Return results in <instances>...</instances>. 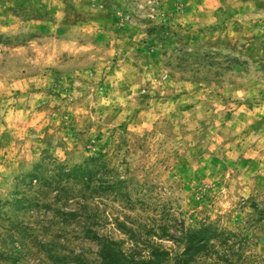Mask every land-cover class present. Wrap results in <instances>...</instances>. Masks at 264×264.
Listing matches in <instances>:
<instances>
[{
    "label": "rangeland",
    "instance_id": "rangeland-1",
    "mask_svg": "<svg viewBox=\"0 0 264 264\" xmlns=\"http://www.w3.org/2000/svg\"><path fill=\"white\" fill-rule=\"evenodd\" d=\"M107 250L264 264V0H0V264Z\"/></svg>",
    "mask_w": 264,
    "mask_h": 264
},
{
    "label": "trees",
    "instance_id": "trees-1",
    "mask_svg": "<svg viewBox=\"0 0 264 264\" xmlns=\"http://www.w3.org/2000/svg\"><path fill=\"white\" fill-rule=\"evenodd\" d=\"M196 237L197 236L193 235V236H190L188 238L189 241L187 242V245L185 246V249H184L183 253H188L192 249V247L194 248L195 243L198 244V245H201L199 243L200 241H203V243H204L208 239L207 236H205V235H200V237H199L200 239H198V240H196ZM94 238H96V240H97V242L99 244L104 240V238H102V237H100V236H98L96 234H94ZM104 248H106V247L103 246L102 250H104ZM112 251H114V250L112 249ZM99 256L101 258L100 264H115V263H117V261H115L116 260V255H114L113 253H110L109 250H107L106 252L101 251ZM118 262H119L118 264H124V260L122 262L121 261H118ZM136 262H138V261H136ZM141 262L144 263L145 261L141 260Z\"/></svg>",
    "mask_w": 264,
    "mask_h": 264
}]
</instances>
